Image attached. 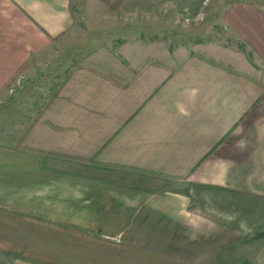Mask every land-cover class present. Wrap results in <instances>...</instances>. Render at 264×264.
Segmentation results:
<instances>
[{
  "label": "crops",
  "instance_id": "obj_1",
  "mask_svg": "<svg viewBox=\"0 0 264 264\" xmlns=\"http://www.w3.org/2000/svg\"><path fill=\"white\" fill-rule=\"evenodd\" d=\"M77 2L0 0V94L84 17L111 26L101 0ZM171 2L151 9L185 14ZM220 4L235 47L203 26L174 49L141 38L155 51L137 58L97 51L108 66L79 62L0 138V264H264V0Z\"/></svg>",
  "mask_w": 264,
  "mask_h": 264
},
{
  "label": "rangeland",
  "instance_id": "obj_2",
  "mask_svg": "<svg viewBox=\"0 0 264 264\" xmlns=\"http://www.w3.org/2000/svg\"><path fill=\"white\" fill-rule=\"evenodd\" d=\"M127 1L122 0L121 3H118L120 5L115 10L107 6L111 12L103 17L106 18L105 20L108 19L111 26L105 25L101 31L96 28L94 30V27L89 28L84 17L83 28L76 33L75 38H71L67 43L66 41L58 42L47 53L37 56L23 68L15 80H12L4 88L0 95V138L14 141L26 133L29 125L41 115L51 95L65 83L71 69L79 62L89 58L108 66L106 62L91 57L97 51H100V54L102 51V54L105 53L106 56L116 55L117 58H122L123 55H132L137 58L146 52L154 53L155 51V49L151 50V47L145 50L144 45H141L142 42L139 41L141 38H148L149 43L154 42L157 38L160 39L163 34L167 44L173 45L171 49H174L173 39L184 40L196 32L205 33V30H202L203 26L206 30L211 29L209 40L235 47L233 37L218 24L219 20L216 16L215 4L219 6L224 0H131L126 3ZM171 1H174L180 11L185 14L168 13L163 16L164 20L162 21L161 15L156 14L151 8L158 5L168 6L169 2L172 3ZM81 2L83 3L84 0H78V7ZM204 3L208 5H204ZM140 7L142 8L140 9ZM143 7H149L150 14ZM158 17L159 20H157ZM172 19L176 20V24L180 26L173 29L168 24L164 25L162 32L155 30L157 21L166 24ZM182 24L189 25V29H182ZM184 34L186 36H183ZM92 39H94L93 43H91ZM85 40H87V44H85ZM167 49L169 50L170 46ZM184 51H187L186 47ZM211 53L215 52L211 51ZM219 55L233 63H239L232 56ZM235 262L234 259H231L228 264H236Z\"/></svg>",
  "mask_w": 264,
  "mask_h": 264
},
{
  "label": "trees",
  "instance_id": "obj_3",
  "mask_svg": "<svg viewBox=\"0 0 264 264\" xmlns=\"http://www.w3.org/2000/svg\"><path fill=\"white\" fill-rule=\"evenodd\" d=\"M106 6H108L110 9H112V10H115V9H117V7L120 5V4H118V3H121L122 2V0H101ZM24 67V66H23ZM23 67H21V69L19 70V72H17L10 80H9V82L6 84V86L5 87H7L8 85H9V83L12 81V80H15L16 78H17V76L19 75V73L23 70ZM62 86V85H61ZM3 91H4V89H3ZM57 92H58V90L57 91H55L52 95H51V97H50V99L47 101V103L46 104H48V102L57 94ZM3 92H1V94H2ZM0 94V95H1Z\"/></svg>",
  "mask_w": 264,
  "mask_h": 264
}]
</instances>
